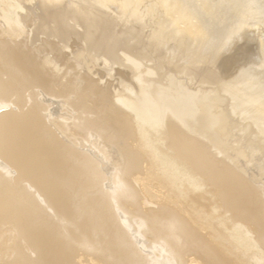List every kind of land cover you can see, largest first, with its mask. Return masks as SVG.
<instances>
[{"label": "bare ground", "instance_id": "1", "mask_svg": "<svg viewBox=\"0 0 264 264\" xmlns=\"http://www.w3.org/2000/svg\"><path fill=\"white\" fill-rule=\"evenodd\" d=\"M145 1L160 14L150 29ZM203 4L0 0V231L17 240L0 242V264L80 263L39 199L106 264L143 263L109 194L90 193L101 179L88 149L95 132L116 148L120 194L168 261L264 264V160L250 169L215 129L229 136L232 115L246 116L264 151V73L245 56L218 58L235 38L204 24Z\"/></svg>", "mask_w": 264, "mask_h": 264}, {"label": "rangeland", "instance_id": "2", "mask_svg": "<svg viewBox=\"0 0 264 264\" xmlns=\"http://www.w3.org/2000/svg\"><path fill=\"white\" fill-rule=\"evenodd\" d=\"M188 1L189 0H187V4L189 6L192 4L190 7L200 6V4L201 3L203 4L204 1L203 4L204 7L201 5L203 7V10L200 9L203 11V13H205L203 15L204 24L206 23L209 24V28L212 24L214 25V27L216 26L220 27L219 25L221 24V28H215L218 30L220 29L219 33L224 27L226 31L229 33L228 36H234L235 41L234 44L232 45L233 47H228L225 45L222 48L223 50L221 49L220 52L218 53V58L221 59L222 57L223 59L226 57L230 59L232 57L231 59L233 60L237 59L241 61L240 59L242 58L243 60V56H245L244 59L247 60L246 64H248V66H251L253 68L254 73L256 72L257 74L259 72L258 69L260 70L261 73L259 75L257 74V76L260 77L262 72L264 73V64H263L264 63L263 61L264 60V0H190L191 3ZM205 1L210 4L209 7H206L208 4L205 3ZM145 2H144L145 4L143 3L140 8L142 11L141 15L143 17V22L146 23V25L148 26L147 29H150V25H153L154 22L156 23V19L157 21L160 20V14H159V9L158 8L156 9V7L154 6L155 2L153 1H145ZM197 3L199 5L196 6ZM210 10H215V13L212 15L213 17L218 18V21H216L218 23L216 25L212 23L210 17L211 15L209 14ZM152 18L155 20L152 21ZM125 19H126V15H125ZM125 19L123 18V20ZM236 28H238L237 32L235 31ZM225 29H223L221 33L225 32ZM248 41L250 42V44L248 43L249 45L247 44ZM246 48L248 49V55ZM241 50H244L243 51L244 54L243 52H241ZM231 53L233 54L231 55ZM254 67L256 68L254 69ZM81 73H83V71H81ZM262 76L264 77V74ZM94 78L97 79L96 77ZM180 79L183 80L185 78L180 77ZM219 95L223 98L228 97L227 93L224 94L223 92H219ZM227 104L228 101L225 102L224 104L219 103L217 105L218 111L219 112L222 111L224 109L223 107L226 106ZM50 108H51V112H53L52 110L57 108V105L51 103ZM5 110L6 108H0V114L5 112ZM58 115L62 116L63 112L58 113L57 115H52L51 118L57 121L59 117ZM237 116L238 115L236 116L232 115L237 125L232 127V130L230 132L231 135L229 136L227 135V130H223L222 132H219V130L224 128L223 125H221V123L216 124L215 129L218 133V137H220L222 141H224L226 144L225 150L230 151L232 147V154L234 155L235 158L241 157L239 160H241L247 166L249 163L250 169H255V167H257L260 164V162L264 160V151L258 148L256 149L253 148L258 143L256 141L255 142L252 141L253 137L256 135L253 133L258 131L257 129L258 127L254 126L252 124L251 119L247 118L246 116L242 117L243 119H245L242 121H240L241 119ZM94 119L97 118L95 117ZM242 125L243 127L247 126V130L241 131ZM238 127L240 128V130ZM95 133L90 134L92 140L88 144L90 147L88 149H89V153L91 154V157L96 160L95 171H97L101 179H98V177L96 178L94 177L95 184L90 190V193L94 196H102V197L109 194L110 199L108 198L109 199L108 203L111 204L112 215L113 217L115 216L114 218L116 223L120 226V228L124 231L125 234L127 233L126 235L133 243V245L137 248L143 260L142 264H177L173 260L172 262L170 260L168 261L167 256L164 254V252L160 251L161 249L160 245L153 243L152 235L150 234L149 230L148 229L146 230L145 228V225L147 224L146 220L148 218L147 217L143 218L142 215L137 214L135 212L136 211L135 207L126 202L125 200L126 196L120 194L122 187L120 185L121 184L120 178H118L117 175L118 169L120 168L118 164L119 163L118 156L116 155L117 150H115L116 148L112 149V147L109 144H108L109 146L105 144V141H103L102 139L103 135L101 137L97 133H96L97 135ZM239 152L242 155H240ZM143 198L144 196H142V199ZM40 201L41 199H39V205L47 213L48 217L54 222V224L59 228L60 232L64 234L63 238L65 244L69 245L70 247L73 246L72 249L76 253L75 254V261L77 260L76 262L78 263L80 262L79 264H81V262L86 264L88 263L87 262L88 260H92L96 264H106L105 256L103 255V253L96 252L94 249H92L91 245L82 244V242L72 241L65 234V232L70 228V224H68V222L63 217H60L59 215L55 214L47 205L43 203V201L41 202ZM6 234H7L6 231L4 230L0 231V242L6 243L7 246L12 245L13 247H15L17 242L16 238L14 239L13 236L8 238V236L6 237ZM93 238H96V234H93ZM21 248L25 253H30L31 251L29 247L27 246L25 247L24 245ZM11 253L12 251L10 252V254Z\"/></svg>", "mask_w": 264, "mask_h": 264}]
</instances>
